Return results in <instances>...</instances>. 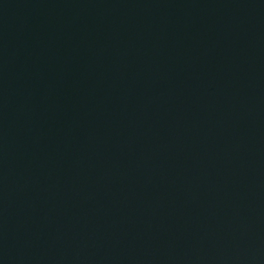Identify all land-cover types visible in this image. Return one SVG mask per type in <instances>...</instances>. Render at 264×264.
<instances>
[{
	"label": "water",
	"instance_id": "obj_1",
	"mask_svg": "<svg viewBox=\"0 0 264 264\" xmlns=\"http://www.w3.org/2000/svg\"><path fill=\"white\" fill-rule=\"evenodd\" d=\"M0 264H264V0H0Z\"/></svg>",
	"mask_w": 264,
	"mask_h": 264
}]
</instances>
